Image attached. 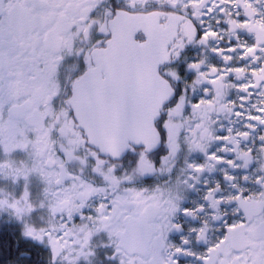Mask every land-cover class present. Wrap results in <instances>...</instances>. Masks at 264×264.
Returning a JSON list of instances; mask_svg holds the SVG:
<instances>
[{
  "label": "snow or ice",
  "instance_id": "6c2138e0",
  "mask_svg": "<svg viewBox=\"0 0 264 264\" xmlns=\"http://www.w3.org/2000/svg\"><path fill=\"white\" fill-rule=\"evenodd\" d=\"M0 264H264V0H0Z\"/></svg>",
  "mask_w": 264,
  "mask_h": 264
}]
</instances>
